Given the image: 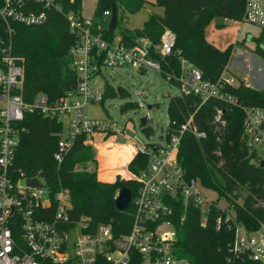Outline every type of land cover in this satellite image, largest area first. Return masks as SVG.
Masks as SVG:
<instances>
[{
  "label": "built area",
  "instance_id": "1",
  "mask_svg": "<svg viewBox=\"0 0 264 264\" xmlns=\"http://www.w3.org/2000/svg\"><path fill=\"white\" fill-rule=\"evenodd\" d=\"M74 3L75 0H0V20L9 37L13 24L39 26L48 21L50 11L62 14L72 37L69 55L76 73L74 92L54 103L48 102L43 95L27 103L22 95L24 60L12 54L10 39L0 46V264H190L174 254V210L179 207L180 222L185 220L190 209L198 210L200 221L205 224L211 206L220 211L215 219L217 229H230L229 224H234V240L228 249L227 264L245 259L264 264V236L247 233L235 223L232 208L219 207L207 199L205 193L212 191L205 189L198 179H188L178 161V149L186 133L197 140L207 137L204 131L196 129L192 119L174 132L167 126L163 143L153 144L136 142L125 135L116 122L89 120L84 116V107L102 102L105 86L98 83V77H103L108 69L124 68L141 74L147 71L161 74L160 60L172 54L175 35L165 30L157 44L139 37L128 45L120 34L108 37V27H102V24H109L111 10L95 15V6L92 18H84L82 4L79 10L65 12L66 7ZM95 16L99 18L97 22ZM238 22L264 31V0H245ZM181 67L178 96L197 97L201 104L216 99L239 108L244 115L246 146L255 151L261 158L259 162L264 164V109L241 106L226 92L225 89L235 86L236 82L228 71L210 83L203 79L200 70L186 61H181ZM141 94L139 90L135 92L136 96ZM142 107L137 104L138 109ZM32 113L58 120L62 126L63 118L67 120V134H61L54 154L57 164H61L78 137H83V144L89 146L95 136L113 137L122 144L132 145L135 155L147 158L146 168L137 175L130 173L131 177L127 178L135 181L138 189L129 203L133 211L132 223L126 234L115 236L110 224L92 227L88 218L74 219L67 190L52 195L40 179L44 187L29 185L28 178L15 175L13 162L20 143L18 124L26 114ZM223 114L224 111L217 108L211 120L217 141L226 128ZM145 118L148 126V118ZM215 155L221 156V150ZM78 170L94 173L97 169L90 163L79 166Z\"/></svg>",
  "mask_w": 264,
  "mask_h": 264
},
{
  "label": "trees",
  "instance_id": "2",
  "mask_svg": "<svg viewBox=\"0 0 264 264\" xmlns=\"http://www.w3.org/2000/svg\"><path fill=\"white\" fill-rule=\"evenodd\" d=\"M82 2L75 0L72 6L66 7L65 12L68 9L79 10ZM147 5L152 4L146 0H99L95 15L115 6L118 22L120 10L133 14ZM153 5L163 8L162 16L151 13L142 30L131 31L122 26L120 35L128 45L139 37H146L157 44L165 30L175 35L172 54L162 60L156 57L160 60V76L163 79L179 86L182 60L200 70L203 79L210 83L216 82L224 71L227 72L233 45L224 51L216 49L204 39V30L214 18L239 21L245 0H156ZM12 31L9 37L0 20V46L10 39L12 54L24 60L22 95L25 102L32 103L38 95H43L48 102L54 103L75 91L76 73L69 55L72 37L62 14L52 10L45 24L32 27L13 24ZM113 34L114 31H106L108 37ZM251 39L255 42L254 53L264 59V31L261 30L257 38ZM225 90L241 106L264 109V91L254 90L239 80L237 85ZM120 94L125 97L123 92ZM114 96L113 88L106 85L102 102ZM127 107H130V103L125 104L123 110ZM217 108L224 111L226 120L225 131L219 141L211 125ZM167 116L170 132L192 119L196 129L207 134L205 140H197L189 133L181 139L178 161L185 169L187 178L198 179L219 200H225L227 206L232 208L235 223L247 233L259 232L264 227V166H260V156L246 146L242 111L216 99L201 104L197 97L174 96L169 99ZM18 127L20 143L13 162L15 175L40 179L52 195L67 190L74 219L88 218L92 227L110 224L115 236L129 231L132 207L129 205L126 210L118 211L115 196L117 191L126 187L134 197L138 189L135 181L122 180L118 176L112 183L100 182L96 172L78 170L79 166L96 163L95 149L84 145L83 137L75 139L61 164H57L54 154L62 134V124L58 120H50L39 113L26 114ZM218 149L221 156L215 155ZM146 166L147 158L135 155L127 168L137 175ZM219 214L220 211L211 206L207 221L202 224L198 210L190 209L183 222L179 220V207L174 210V254L178 259L190 264H227L228 249L234 240V224H229L230 229H217L215 219ZM233 264L260 263L245 259L236 260Z\"/></svg>",
  "mask_w": 264,
  "mask_h": 264
},
{
  "label": "rangeland",
  "instance_id": "3",
  "mask_svg": "<svg viewBox=\"0 0 264 264\" xmlns=\"http://www.w3.org/2000/svg\"><path fill=\"white\" fill-rule=\"evenodd\" d=\"M146 1L152 5H147L136 13L131 14L128 11H119L117 26L114 29V33L117 36L121 32L122 26L131 31L142 30L146 19L151 13L160 16L163 14L162 7L153 5L156 0ZM95 6L96 0H84L82 2L81 15L84 18H92ZM98 20L99 18L95 16V21L97 22ZM102 27L105 29L108 24H102ZM260 33L261 30L255 26H242L238 21H230L226 24L222 17H218L211 20L206 26L204 39L220 51H224L229 45H233L234 49L227 66V73L234 77L236 80L235 85H237L239 80L252 86L255 84L252 88L254 90L264 91V59L254 53L255 42L251 39L257 38ZM97 81L104 84V86L109 85L112 87L115 96L104 99L102 103L87 105L83 109L84 116L89 120H110L116 122L118 128L124 130V134L133 138L136 142L163 143L165 130L169 123L167 116L168 102L171 97L180 94L179 86L169 83L158 73L147 71L141 74L129 68L108 69L103 73V77H98ZM137 90L142 94L136 96L135 92ZM122 92L125 97L121 96L120 93ZM127 103H130V107L123 110V106ZM134 104H142L143 107L138 109ZM143 117L148 118V126L151 130L149 140L145 138L141 131L140 119ZM62 122V133L66 136L68 123L64 118ZM107 139L97 137L92 140V144L96 147V145L103 144ZM99 149L105 148L101 147ZM98 151L95 149V153ZM123 154V152L117 151L111 155L112 162L115 163L114 167L116 164L122 163ZM129 177H131L130 173L127 175V178ZM127 178L121 179L129 181ZM205 195L207 199L214 201L219 207L226 208L228 205L223 199L217 200L215 193L207 192ZM256 233L259 236H264V227Z\"/></svg>",
  "mask_w": 264,
  "mask_h": 264
},
{
  "label": "crops",
  "instance_id": "4",
  "mask_svg": "<svg viewBox=\"0 0 264 264\" xmlns=\"http://www.w3.org/2000/svg\"><path fill=\"white\" fill-rule=\"evenodd\" d=\"M228 22L230 21H227V23ZM237 53L239 52L237 51ZM244 84L250 88H253V86L255 85L254 82H252V84H254L253 86L248 83H244ZM97 137L102 138V139H107L101 136H95L92 138V140ZM117 141L118 140H116L115 138L110 137L109 139H107V141H104L103 144L96 145V147L93 146L92 141H91L90 146L95 148L97 151L99 150L97 153H95V159H96L95 164L97 168L96 170L97 179L100 182L112 183L116 180L118 176L126 179L127 175H129L130 173L128 171L127 166L130 163V161L135 157V150L132 145L122 144L121 142L119 141L117 142ZM127 146H130V147H127ZM101 147H104L105 149H102V150L99 149ZM117 151L124 153L123 161L121 164H118V165L116 164V166L114 167L115 163L112 162L111 155Z\"/></svg>",
  "mask_w": 264,
  "mask_h": 264
},
{
  "label": "water",
  "instance_id": "5",
  "mask_svg": "<svg viewBox=\"0 0 264 264\" xmlns=\"http://www.w3.org/2000/svg\"><path fill=\"white\" fill-rule=\"evenodd\" d=\"M117 26V12L115 6H112L111 9V16L108 24V31H113ZM134 106L137 108V104H134ZM140 127L143 135L148 140L151 136V130L147 126L146 118L143 117L140 119ZM260 166L263 167V162L260 163ZM27 183L32 186L36 187H44L36 178L27 180ZM131 200V193L130 190L126 187L121 188L116 197H115V207L118 211H124L128 208L129 203Z\"/></svg>",
  "mask_w": 264,
  "mask_h": 264
}]
</instances>
